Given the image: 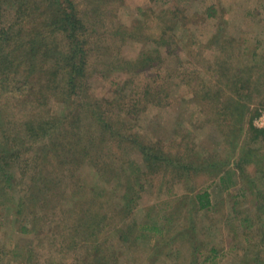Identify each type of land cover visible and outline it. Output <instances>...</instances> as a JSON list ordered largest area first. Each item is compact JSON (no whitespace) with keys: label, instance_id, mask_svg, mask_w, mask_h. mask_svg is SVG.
<instances>
[{"label":"rangeland","instance_id":"374dc122","mask_svg":"<svg viewBox=\"0 0 264 264\" xmlns=\"http://www.w3.org/2000/svg\"><path fill=\"white\" fill-rule=\"evenodd\" d=\"M20 1L0 0V142L25 141L5 155L0 264H264V0H67L72 41L52 0ZM42 110L65 149L30 145Z\"/></svg>","mask_w":264,"mask_h":264},{"label":"trees","instance_id":"16d2710c","mask_svg":"<svg viewBox=\"0 0 264 264\" xmlns=\"http://www.w3.org/2000/svg\"><path fill=\"white\" fill-rule=\"evenodd\" d=\"M24 1L26 3H23ZM31 1H33V0H21L19 2V4H17V6L18 5H22V7L24 8V10L22 12L18 9L19 16H21L22 13H24V11L26 13H29L31 11V9H32V13H35L39 9L37 6H34V3H33V8H32L30 6V2ZM52 1H53V4L55 6L53 7V5L51 3H48L47 10H45V14H47V12H48L49 13L48 14L49 17L51 15V13L54 14V15L59 14L58 16L54 17V19H52V21L56 25V27L58 25L62 24L64 31L67 33L68 38L70 39V41H72L71 32L74 30V24L75 23H74V21L72 19L73 18V15H72L73 10H72L71 4L67 0H63L64 2H66L67 6L63 5L62 2L60 3L59 0H52ZM13 5H15V4H13ZM22 7H20V8L22 9ZM57 8H58V10H57ZM39 15L41 16L40 13H39ZM28 23L30 24V22H28ZM27 27H28V25H27ZM19 31H20V29H19ZM29 32H30V29H29ZM29 32L27 30V31H25L24 34H25V36H29V39H31L30 35L28 34ZM18 34H20V32ZM29 42L31 43V40ZM223 42L225 43V41H223ZM54 46L56 48V46H59V45L55 44ZM219 47H220V49H224L225 45L220 44ZM57 49L58 48H56V50ZM83 53H84V50L81 49L79 51V50L76 49V46H75L74 41H73L71 49L68 51L67 54L59 53V54H57V56H54L55 58H57V61H58L59 58L61 60L67 59V60L70 61L71 59H75L77 57L76 59H78V62H80L79 66H76V65L73 66L72 65L68 69L67 76L69 78V80H68L69 82H67V81H65V79H63L65 84H69V83L73 84L75 75L80 73L81 69H83V63H84V57H85ZM1 56L2 57L0 58V68H2L5 63H6V66H7L10 63V60H11V58L8 57V54H6V55L1 54ZM42 56L47 57V56H45V54H42ZM4 75H3V77H1V78H3V80L5 79ZM55 80H57V77L56 78L55 77H51V79H48L47 85L44 88L48 87L49 91H45L44 95H47V92H50V94L47 95V96L49 97L51 94L53 96L54 90L56 89V84L54 83V82H56ZM53 83H54V85H53ZM65 84H63L61 86L60 91L61 90L65 91V89H64ZM15 86L19 90L24 92V91H27L29 89L30 85H28L25 82L18 81L12 87L15 88ZM35 92H33L34 94H33L32 97L39 96ZM65 95H66V93L63 94V96H65ZM47 96H45V99H47ZM60 97H62V96H59L58 98H60ZM39 114H41V112H39ZM42 114H43V116L39 115L38 118L36 119L35 123L26 124L28 128H31V131H32L33 135L36 137V138H33L32 142H29L30 145L34 146V144H36V145H40V147H43V148L46 146L50 150H52V149H58L59 150V148L60 149H65V147L63 148L62 143L58 140V138H64L66 136L64 128H63L65 120H62V117H60V116L52 114L49 110H46V111L42 110ZM35 115H37V113ZM252 132H253V134L256 137L262 136L264 138V129H262V130L253 129ZM1 135H2L1 138L4 137V143L1 144V142H0V145L4 146L5 149H0V186H2L3 190H8L9 188H11L13 186L12 185L13 182L11 180V178L13 177V174L11 173V168H10L11 165L7 161V158L5 157V155L8 153V151H10V150H8V148L10 147V145L12 143H18V142L24 143L25 141L23 142V140L18 138L16 135H15L14 139L11 138L10 135L8 136V135H5L3 133ZM29 137H31V136H29ZM57 141L60 142V144ZM56 144H57L58 148H54L56 146ZM53 151H57V150H53ZM143 152H145V151H143ZM1 153L4 156H1ZM54 153H55V156L59 155L56 152H54ZM152 159H156V158L152 157ZM42 160H44V159H42ZM148 160H149V158H148ZM188 168H189V170H188ZM183 169H185V171L187 173H190V171L192 169V166H184ZM223 181H224L223 177L219 178V182H218L219 185L223 186L222 185ZM128 205H130V204L128 203ZM191 207H196L197 210L209 209L211 207V200L209 198L208 192H205V191L198 192L195 196H193L191 198ZM33 225H34V221H33ZM149 225H150L149 226L150 229L154 230L155 232L156 231H158V232L160 231L159 227H157L154 223L153 224H149ZM146 227H147V224H145V225L143 224L141 227H139L140 228L139 232L142 233L143 229H145ZM28 258H31V253H29Z\"/></svg>","mask_w":264,"mask_h":264},{"label":"built area","instance_id":"2783aa9c","mask_svg":"<svg viewBox=\"0 0 264 264\" xmlns=\"http://www.w3.org/2000/svg\"><path fill=\"white\" fill-rule=\"evenodd\" d=\"M258 120H259L260 127H263L264 126V115L261 118H259Z\"/></svg>","mask_w":264,"mask_h":264}]
</instances>
